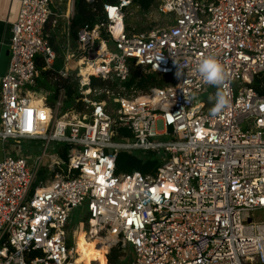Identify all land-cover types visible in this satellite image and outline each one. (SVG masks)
<instances>
[{
    "label": "built area",
    "instance_id": "2783aa9c",
    "mask_svg": "<svg viewBox=\"0 0 264 264\" xmlns=\"http://www.w3.org/2000/svg\"><path fill=\"white\" fill-rule=\"evenodd\" d=\"M52 1L21 0L11 25L0 264H74L68 232L81 206L107 255L129 247L130 264H264V0H161L170 21L148 31L126 23L131 0L105 2L103 18L76 31V71L59 73L77 96L68 104L60 87L54 105L53 93L41 99L46 124L35 88L38 58L49 70L56 60L45 34L61 17ZM210 56L224 69L219 85L197 71ZM210 90L229 100L216 114L215 100L200 99ZM23 142H42L41 157ZM135 152L156 153L159 167L117 174L118 155Z\"/></svg>",
    "mask_w": 264,
    "mask_h": 264
},
{
    "label": "crops",
    "instance_id": "0c3cea01",
    "mask_svg": "<svg viewBox=\"0 0 264 264\" xmlns=\"http://www.w3.org/2000/svg\"><path fill=\"white\" fill-rule=\"evenodd\" d=\"M20 1L21 0H0V88L1 80L7 73L10 62L9 43L11 39V25L19 16ZM50 7L53 13L61 16L57 19L56 24H53V20L56 19V17L53 16L52 21L48 23L45 29L47 40L56 54V60L54 61L51 70H49L45 67L46 65L43 59L41 57L38 58V61L44 63V67L41 69L38 67L39 78L35 88V91L42 95L40 99H37V104L41 106L40 112L42 114V121H45L46 124L51 118V113L50 110L43 105L41 99H44L49 93L52 94V91L47 89L46 85L52 87L56 86L60 79V72L64 70L73 71L71 69V64L75 62L71 61L69 57L75 56L76 31L78 27L82 25L78 26V20L81 14L76 6V0H53ZM45 73L46 75H44ZM47 75L48 80L45 79ZM2 147L3 146L0 143V160L4 157ZM91 243L94 245V251L97 257L99 255V259L93 260L92 264L97 261L98 264H103L104 252L101 251L99 247L97 248L93 241ZM133 258L134 255L132 254V257L127 264H130Z\"/></svg>",
    "mask_w": 264,
    "mask_h": 264
},
{
    "label": "rangeland",
    "instance_id": "374dc122",
    "mask_svg": "<svg viewBox=\"0 0 264 264\" xmlns=\"http://www.w3.org/2000/svg\"><path fill=\"white\" fill-rule=\"evenodd\" d=\"M161 0H155L154 6L148 10L143 11L140 8H137L134 3L130 8H127L126 11L129 13L126 19V23L128 26L135 28L136 31H148L156 28H163L169 23L170 18L164 16L159 10V5ZM77 65L76 63L71 64V69L76 71ZM215 94L213 90H210L209 93L201 95V101L209 102L215 100ZM211 97V99H210ZM69 106H67L68 108ZM66 108V109H67ZM21 149L23 151H29L30 155L33 160L41 157L43 153V143L39 142L37 145L33 142H23L21 144ZM6 150H10V145H6ZM54 150H53V149ZM52 148L49 149V153H55L57 146L55 144L52 145ZM4 149V147H2ZM37 185V183H35ZM34 185V186H35ZM264 213H260L256 215V217H263ZM88 214H87V207L81 206L78 209H75L72 212L71 217V229L68 232V236L71 239L70 248L74 250L75 260H77L76 264H92L93 260L99 259V255L95 254L94 245L92 240L89 239V230H90V223L88 222ZM75 226L78 227L75 231ZM72 234H75V238L72 239ZM91 241V242H90ZM107 254L104 252L103 255ZM121 255L119 262L121 264H127L128 261L131 259L133 251L131 248H126L119 253ZM108 256V255H107ZM94 264H98V261Z\"/></svg>",
    "mask_w": 264,
    "mask_h": 264
},
{
    "label": "trees",
    "instance_id": "16d2710c",
    "mask_svg": "<svg viewBox=\"0 0 264 264\" xmlns=\"http://www.w3.org/2000/svg\"><path fill=\"white\" fill-rule=\"evenodd\" d=\"M136 6H139L141 10L148 11L154 4L155 0H131ZM106 0H99L95 9L89 7L83 0H76V6L80 11L79 25L81 24H96L100 19H102V7ZM96 10V11H95ZM38 67L41 69L44 67V63L38 61ZM49 73V72H48ZM46 75V73L44 74ZM151 78V77H149ZM147 78V79H149ZM48 80V75L45 77ZM46 85V84H43ZM147 85V84H145ZM144 87L143 83L140 85ZM62 87L66 90V95L68 97V104L72 103L75 97L77 96V86L70 79L60 78L56 86L46 85L47 89L52 91V96L48 99L49 104L54 105V102L57 99L59 88ZM69 106V105H68ZM64 159H67L66 151L62 153ZM160 165L159 156L154 152H135L133 154L129 153H120L117 158L116 164V173H132L139 172L143 175L152 174ZM88 219V218H87ZM90 223V221L88 220ZM119 250H112L111 253L107 256H103V264H121L119 262L121 255Z\"/></svg>",
    "mask_w": 264,
    "mask_h": 264
},
{
    "label": "clouds",
    "instance_id": "9594fccd",
    "mask_svg": "<svg viewBox=\"0 0 264 264\" xmlns=\"http://www.w3.org/2000/svg\"><path fill=\"white\" fill-rule=\"evenodd\" d=\"M197 71L209 84L219 85L224 80V69L215 57L210 56L202 59L197 67ZM177 75L179 76L181 73H178ZM228 103L229 100L226 95L218 92L215 96V103L211 110L212 113L216 114L221 112L228 105Z\"/></svg>",
    "mask_w": 264,
    "mask_h": 264
},
{
    "label": "bare ground",
    "instance_id": "6f19581e",
    "mask_svg": "<svg viewBox=\"0 0 264 264\" xmlns=\"http://www.w3.org/2000/svg\"><path fill=\"white\" fill-rule=\"evenodd\" d=\"M101 229L100 227L97 225V223L94 220H90V230H89V239L92 240L94 242V244L97 246V248L99 247V249L103 252H108V246L103 242V236L101 234ZM99 243H101L99 245ZM76 258H74V264H76L75 262L77 260H75Z\"/></svg>",
    "mask_w": 264,
    "mask_h": 264
},
{
    "label": "water",
    "instance_id": "95a60500",
    "mask_svg": "<svg viewBox=\"0 0 264 264\" xmlns=\"http://www.w3.org/2000/svg\"><path fill=\"white\" fill-rule=\"evenodd\" d=\"M119 0H106L107 3L116 4Z\"/></svg>",
    "mask_w": 264,
    "mask_h": 264
}]
</instances>
